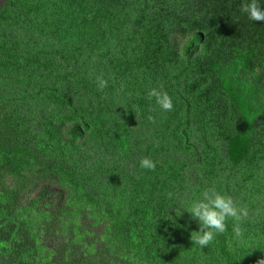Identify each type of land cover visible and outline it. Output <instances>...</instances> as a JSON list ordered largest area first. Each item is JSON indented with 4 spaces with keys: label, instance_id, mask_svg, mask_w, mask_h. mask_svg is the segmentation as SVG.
I'll return each instance as SVG.
<instances>
[{
    "label": "rangeland",
    "instance_id": "374dc122",
    "mask_svg": "<svg viewBox=\"0 0 264 264\" xmlns=\"http://www.w3.org/2000/svg\"><path fill=\"white\" fill-rule=\"evenodd\" d=\"M94 7V0H0V43L4 49H10L15 47L17 42L16 47L31 50L34 55L44 52L56 54L62 49L64 52L65 49L64 53L73 55L83 67H89L85 56L80 54V50H74L72 45L79 44L81 39L79 36L74 37L75 35L91 26V22H96ZM123 17L120 15L118 20L123 22ZM23 27L27 28L30 40H24ZM128 30L122 32L129 33ZM31 32H34L33 39L30 38ZM13 39L16 42L12 41ZM135 40L137 39L134 36L130 37L128 46ZM184 40V37L178 36L180 43ZM113 46L118 47V44L114 42ZM200 51L197 45H193L189 51L192 73L197 75L192 87L193 96L198 107L204 108V112L199 113L200 121H183L178 124L176 107H173L172 111H163L155 100H149V104L145 106L139 100L134 101V96L124 90L128 102L131 97V102L125 103L119 101L117 94L121 91L116 90L117 94L113 95L112 101L127 114L120 116V119L133 124L125 127V131L135 133L134 125L143 131L138 137L141 145L135 148L134 143L132 144L133 149L126 159V166L129 169L139 167L138 176L145 181L149 180L150 184H156L155 178L166 181L167 184H176V197L179 201L183 200L184 208L190 206L205 188L212 185L222 194L230 195L239 206L246 207L249 212L248 218L240 225L244 230V242L240 244L246 251L254 252L255 249L254 260L248 264H258L260 260H264L261 234L264 231L259 228L261 224H257L252 218L259 213L264 215V180L263 183L257 180L261 179L262 173L254 177L252 174L255 169L264 166V162L260 164L257 163L259 160H256L233 168L225 157L227 137L241 130L243 126L240 120L231 114L229 104L219 100L213 77L202 67L201 63L205 60L196 62ZM87 54L90 55L89 49ZM176 61L179 62L171 63L167 69L164 67L175 90L176 83L180 82L182 85L185 79L181 69L190 67L180 55ZM13 62L14 60L8 65L0 66V191H6L8 188L17 191L11 200L15 206V216L11 219L15 222H6L5 225L9 223L19 228L23 224L25 229L21 231L23 238L17 237L10 245L34 246L37 255L31 260L38 264H41L42 259L45 262L65 264L62 257L65 243L75 246L77 250L76 246H80L87 255L95 253L100 256L99 264H148L147 260L144 262V256L139 250L140 241L137 238H132L131 243L128 239L121 240L122 233L116 230L109 217L105 220L99 218L101 223L97 225L96 222H91L90 215L95 216L94 212L98 209V203L102 204L104 193L109 192L110 196L114 194L109 189L101 191L104 181L100 178L94 176L91 179L93 170L105 165V159L109 158V149L98 143L100 135H91L92 131L83 127L87 121L82 120V112L81 115L76 112L77 109L82 110V105L78 97L67 96V80L59 81L58 74L47 71L44 62V72L48 78L40 82L37 79L38 73L29 70L35 80L29 88L21 86L19 90L31 95L32 99L21 100L17 91L12 88L15 86L14 75L9 74L12 72ZM166 85L171 86L166 80H160L155 84V88L160 89L163 86L164 89ZM40 87L42 93L38 92ZM53 87L56 92H53ZM149 90H145L146 93ZM149 116L155 118V123L149 121ZM158 117H161L160 120L156 119ZM247 129L251 139H256L255 146H259L264 141V136L261 135V121L252 122ZM117 131L123 133L119 129ZM177 135L184 137L191 145V150L202 159L194 166L198 168L195 173L186 179V162L183 164L184 172L180 167L189 150L180 149ZM15 150H19L20 157H25L31 165L14 162L12 159L16 157H5L6 153L15 155ZM145 157L155 162L154 171L140 167V160ZM23 166L24 169L21 170ZM117 184L116 180L112 184L107 182V187ZM162 192L163 197L168 199L169 192ZM97 193L100 194V202H89V199L96 201ZM160 198L158 195L150 210L160 215L167 212L165 223L174 218L180 221L182 219L185 227L199 230L198 222L192 220L185 209H180L182 214L177 215L179 208H174V211L163 208L169 203L166 200H163V203ZM4 205L6 206L7 202ZM126 208L133 211L128 206ZM83 214H86V217ZM3 221L4 218L0 216V223ZM228 224L233 228L231 220ZM50 225L53 229H48ZM94 229L95 232L103 229L111 233V245H108L110 253L102 251V244L98 243L96 238L93 239ZM251 230L261 237L256 240L255 247L252 244L253 237L248 235ZM48 232H52L53 236L50 237ZM132 232L144 233L138 225L132 228ZM178 235L180 248L183 251L185 248L188 251L193 248L197 251L198 259L202 261L204 258L200 254L209 247L201 249L194 243L187 247L182 233L176 230L174 236ZM103 238L107 241L106 236ZM173 241L175 239H168L163 243L174 245ZM1 244L6 243L1 241ZM162 253L168 258V263L163 261V264H179L178 256L169 246ZM229 256H232V253ZM205 264H210L208 259H205Z\"/></svg>",
    "mask_w": 264,
    "mask_h": 264
},
{
    "label": "trees",
    "instance_id": "16d2710c",
    "mask_svg": "<svg viewBox=\"0 0 264 264\" xmlns=\"http://www.w3.org/2000/svg\"><path fill=\"white\" fill-rule=\"evenodd\" d=\"M245 2L248 0H94L96 22H91L92 24H89L91 26L74 36L81 37L79 44H70L74 46V50H80V54L85 56L89 67H83L73 55L64 53L65 49L64 52L62 49L56 54L44 52L34 55L31 50L16 47L17 42L14 39L12 41L16 42L15 47L10 49H4L0 43V66L8 65L14 60L12 72L9 74L14 75L15 86L12 88L17 91L21 100L32 99L31 95L19 90L21 86L29 88L33 84L35 78L29 70L38 73L37 79L40 82L48 78L44 72V62L47 71L58 74L59 81L67 80L66 91H69L67 96L78 97L82 105V110L80 108L76 112L80 115L82 112L84 118L82 120L87 121L83 127L89 128L88 131H92L91 135H100L98 143L109 149V158L105 159V165L94 169L91 179L94 176L100 178L104 181L101 191L109 189L114 194L110 196L109 192L104 193L102 204L98 203L99 193L96 201L89 199V202L98 203V209L94 212L96 217L89 214L91 222H96L97 225L101 223L99 218L105 220L109 217L116 230L122 233L121 240L128 239L131 243L132 238H137L140 241L139 250L144 256V262L147 260L148 264H163V261L168 263V258L162 253L168 246L178 256L179 264H205V259H208L210 264H248L254 260L255 249L254 252L244 250V246L240 244L244 242V236L237 238L229 224L227 233L217 236L215 242L200 254L204 258L202 261L198 259L197 251L193 248L189 251L187 248L184 251L180 248L178 240L180 236H174L176 230L182 233V238L187 243L185 245L191 247L193 244L191 233L195 229L185 227L182 219L180 221L174 218L171 222L165 223L164 217L167 216V212L160 215L150 210L151 204L158 195L163 203L165 202L163 200L169 203L163 208L172 211L174 208L180 209L183 200L179 201L176 197L178 186L156 178V184H150L149 180L146 179V182L138 176L139 167L129 169L126 166V159L133 149L132 144L134 143L135 148L141 145L138 137L143 131L137 125H134L135 133L125 131V127L133 124L127 123L126 120L121 121L120 116L127 114L112 101L113 95L117 94L116 90H119L121 91L117 94L119 101L128 102L125 98L127 97L125 90L130 96L131 94L134 96V101L139 100L147 106L149 99L145 90L155 88V84L160 80H166L171 86L166 85L163 90L171 97L173 106L177 109V123L200 121L199 113L204 112V108L198 107L193 96L192 87L197 75L192 73L189 51L193 45L200 47L201 51L198 53L200 57L196 60L199 63L204 60V54L210 52L209 48L217 44L218 47L213 52L215 57L231 55L228 59L229 66L222 67L218 62L216 64V67L222 68L223 73L227 72L228 77H233L227 82L232 92L229 96L232 100L229 105L231 114L239 109L247 121L255 119L256 115L264 110V100L253 98L252 95V91L258 87L259 73H264V23L251 21L240 11L241 5ZM257 3L264 8V0H257ZM120 15L124 16L123 22L118 20ZM127 29L129 33L122 32ZM23 30L24 40H30L27 28L23 27ZM179 35L184 37L183 43L178 41ZM31 36L30 38L33 39L34 32H31ZM132 36L137 40L131 41L132 45L128 46L127 42ZM114 42L118 47L113 46ZM88 49L90 55L87 54ZM179 55L190 67L181 69L185 79L182 85L180 82L176 83L175 90L165 68L167 69L171 63L179 62L176 61ZM207 62L208 58L206 62L201 63L202 67H206ZM239 74H245L247 79L245 77L240 79ZM100 75H103L108 82V86L103 91L98 90L95 83L96 77ZM148 81L151 82L146 85ZM38 92L42 93L41 87ZM53 92H56V89ZM160 118L156 119L160 120ZM215 121L217 122V119ZM261 122V135L264 136V121ZM168 124L170 125L171 121ZM118 129L123 133H119ZM221 133L223 134V131ZM177 137L180 149L189 150L180 167L184 172L183 164L186 162L184 175L186 179L195 173L198 168L194 166H197L202 159L191 150V145L184 137L180 135ZM250 138L245 133H231L227 137L225 157L233 168L246 162L264 160V144L255 147ZM14 153L15 155L6 153L5 157H16L12 159L14 162L31 165L25 157H20L19 150H15ZM23 169L24 166L21 170ZM58 172L63 173L59 170ZM252 176H258V173L253 171ZM114 180L118 184L107 187V182L112 184ZM257 180L263 183L264 177ZM162 190L171 193V198H164ZM16 193L13 188L0 191V216L4 218L0 223V243L1 241L6 243L0 245V264H38L31 260L37 255L34 246L10 245L17 237L23 238L24 234L21 231L25 229L23 224L19 228L9 223L5 225L6 222H15L11 219L15 216L13 213L15 206L11 200ZM5 202H7L6 206ZM126 206L133 211H129ZM83 216L86 217V214ZM252 220L257 221V224L260 223L259 228L264 231L263 214L259 213ZM134 224L144 233H131ZM48 229L53 228L50 225ZM261 234L264 244V232ZM48 235L51 237L53 233L48 232ZM248 235L253 237L252 244L255 247L256 240L261 238L260 235L254 230L248 232ZM103 236L107 237V241ZM110 236L111 233L103 229L98 232L94 229V233L92 232L93 239L96 238V241L102 244V251L109 252ZM168 239H175L172 242L174 245L163 243ZM65 245V249L62 250L65 264H99L101 260V257L95 253L87 255L80 246H76L77 250L75 246L66 243ZM230 253L232 256H229ZM41 264H58V262H45L42 259Z\"/></svg>",
    "mask_w": 264,
    "mask_h": 264
},
{
    "label": "clouds",
    "instance_id": "9594fccd",
    "mask_svg": "<svg viewBox=\"0 0 264 264\" xmlns=\"http://www.w3.org/2000/svg\"><path fill=\"white\" fill-rule=\"evenodd\" d=\"M240 11L243 14H246L249 20L264 23V8H262L257 3V0H248V2L243 3L241 5ZM217 47V44H215L212 48H209L210 52L207 51V56L204 58L205 62L206 58H208L205 70L213 77V83L215 84L216 90L219 93V100L231 105L232 100L229 96L232 94V92L227 82L233 77H228L227 72L223 73L220 66L216 67L217 62L222 67L229 66L228 59L231 57V55L227 54L223 57H215L213 52ZM238 76L240 79L244 77L247 79V76L245 74H239ZM258 82V87L254 91H252V95L253 98H259V100L263 101L264 73H259ZM95 83L98 90L100 91H103V89L108 86V82L103 77V75L97 76L95 79ZM147 98L149 100H152L154 98L156 104L163 111L173 110L174 106L172 99L168 95V93L163 90V86H161L160 89H150L147 93ZM238 110L232 115L236 116L240 120V124L241 126H243V128L233 133H245L246 135H249L247 127L252 122L257 120L264 121V110L259 115H256V118L252 121H247L245 118H243L240 110ZM148 119L150 122L155 123L154 117L149 116ZM252 141L255 146L256 139ZM226 142H228V139L226 140ZM261 144H264V141ZM225 152L227 153V150ZM263 162L264 160H261L257 163L261 164ZM140 167L142 169L154 171L156 168V164L150 158L145 157L140 160ZM254 171L258 174L262 173L261 178L263 179L264 166L259 169H255ZM168 196L169 198H171L172 194L168 193ZM182 205L183 202H181L180 204V209H185L191 215L192 220L197 221L199 224V230L193 231L191 233V241L195 245H198L201 249L212 244L217 236L227 233L229 220H231L233 223L232 231L235 236L237 238H241L243 236L244 230L240 227V225L249 216L247 208L239 206L230 195L222 194L221 192H219L215 185L205 188L201 192L200 197L192 201L190 206H188L187 208H184ZM180 209H177V215L182 214ZM258 264H264V260H260Z\"/></svg>",
    "mask_w": 264,
    "mask_h": 264
}]
</instances>
